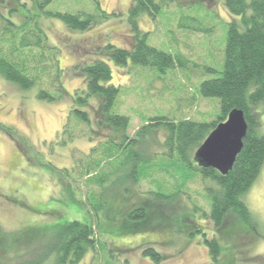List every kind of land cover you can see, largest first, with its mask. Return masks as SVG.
I'll use <instances>...</instances> for the list:
<instances>
[{
    "label": "rangeland",
    "instance_id": "374dc122",
    "mask_svg": "<svg viewBox=\"0 0 264 264\" xmlns=\"http://www.w3.org/2000/svg\"><path fill=\"white\" fill-rule=\"evenodd\" d=\"M5 1L0 0V17L8 18ZM179 1L186 5L180 8L170 4L156 20L143 16L139 26L142 33L147 34L150 46L183 55L187 60L184 69L165 77L139 68L109 64L112 84L121 89L115 112L130 118L127 134L131 137L148 119L167 117L210 122L220 112L219 99L203 98L200 86L215 77L205 72L206 67L221 71L227 25L234 18L225 8L226 0ZM20 3L32 5L31 0H20ZM99 3L102 10L112 16L87 32L71 31L56 19L42 20L48 44L55 49L63 71L62 84L67 91L64 99L39 100L38 89L22 91L0 76V241H4L0 264H54L55 257L43 260L46 252L49 254L47 248L51 240L47 243L46 239L38 237L30 239L32 233L27 234V231L32 227L54 226L57 233L59 225L72 222L99 227L96 234L100 242L79 264H211L212 257L203 238L200 235L187 238L179 232L178 221L186 217L205 227L209 239L219 242L221 264H264V167L244 199L256 223L255 230L237 222L222 232L232 234L224 238L208 218L211 208L200 177L192 168L164 157L146 167L136 191L148 197L151 203L157 199L148 195L151 193H185L177 199L165 200L168 205L164 204L163 208L168 215L164 219L155 218L150 223L128 219L126 230L133 231L136 225H141L142 229L140 233L129 232L128 235H122L123 229H116L108 220L96 219L92 204L104 195V190L95 179L113 170L110 164L115 158L93 160L96 171L85 174L91 151L108 135L101 131L100 138H90V128L76 122L69 114L72 98L76 90L85 86L78 69L85 63L105 61L101 50L108 44L126 47L132 41L128 26L131 0H99ZM66 6H73L75 13L83 11V7L93 11V0H58L50 5V10L64 12ZM184 16L199 20L198 24L186 23L189 27L205 31L213 28V33L180 29ZM2 23L0 18V32ZM262 106L258 113L264 132V104ZM97 108L98 102L94 101L89 109L92 115ZM92 126L95 128V123ZM158 138L149 151L154 155L156 151L168 152L163 145L165 135L158 134ZM111 189L112 199H108V203L120 195V191ZM176 206L188 207L189 213L176 211L173 214ZM147 245L164 257L161 262L143 255L142 250Z\"/></svg>",
    "mask_w": 264,
    "mask_h": 264
},
{
    "label": "trees",
    "instance_id": "16d2710c",
    "mask_svg": "<svg viewBox=\"0 0 264 264\" xmlns=\"http://www.w3.org/2000/svg\"><path fill=\"white\" fill-rule=\"evenodd\" d=\"M31 1V7L20 3V0L5 1L10 15L8 18L0 17L3 22L0 32V76L22 91L38 89L39 100L61 101L67 95L62 84L63 71L55 49L48 44L42 20L56 19L71 31L87 32L96 24L109 20L112 15L102 10L99 0H93V11H86L83 4V11L77 13L73 6H66L64 12L50 10V5L58 0ZM131 3L128 14L131 43L126 47L108 44L105 50H101L102 56L106 57L105 61L85 63L78 69L84 77L85 86L74 92L69 113L76 122L90 128L92 140L100 138L101 131H106L108 135L105 141L98 142L99 145L91 151L85 174L91 175L96 171L97 166L94 168L93 160L99 162L115 158L110 164L113 170L95 179L104 190V195L101 194L97 203L92 204L96 219L102 217L109 224H115L116 229H123L122 235H128L129 232L140 233L142 230L141 225L133 227V231L126 230L128 219L146 223L155 218L164 219L168 215L163 208L164 204L168 205L165 200L177 199L185 193L148 194L157 198L154 204L148 197L136 192L140 188L139 180L146 167L156 164L159 157H164L192 168L200 177L211 208L208 218L218 233L223 234L237 222L255 230L256 223L244 199L264 167V132L258 113L259 107L264 104V0L225 2V8L234 19L227 25L222 69L217 71L206 67L205 72L215 77L205 80L200 86L203 98L220 101V112L214 120L178 121L167 117L148 119L134 137L127 134L130 118L115 112L121 89L112 84L113 73L109 64L119 68H139L165 77L184 69L187 60L183 55L166 53L148 44L147 34L142 33L139 21L143 16L156 20L170 4H177L180 8L186 4L179 0H131ZM192 22L198 24L199 20L184 16L179 28L196 33L214 31L213 28L212 31H205L186 24ZM94 101L98 102V108L92 115L89 109ZM234 110L244 112L248 132L232 171L227 176H222L216 170L195 166L193 157L196 151L217 126L226 122L228 115ZM92 123H95V128ZM161 133L165 135L163 145L168 152L156 151L154 155L149 151L154 147L153 142H158V134ZM111 186H114L112 189L117 193L120 191V195L119 198L116 195L115 200L108 203V199H112L109 194ZM132 192L135 193L134 197ZM136 198L140 200L135 201ZM187 208L176 206L172 213L178 211L184 214ZM105 209H108L107 212ZM178 224L179 232L187 238L200 235L209 248L211 264H221L222 248L216 239L208 238L205 227L189 220V217L178 221ZM59 227L57 233L54 226L32 227L27 231V234L32 233L30 239L38 237L46 239L47 243L51 240L47 248L49 254L46 252L43 260L55 257L54 264H79L100 242V236L96 234V230L99 231L98 225L93 228L92 224L72 222ZM230 236L232 234H223L224 238ZM3 244L4 241H0V248ZM8 249L12 250L13 247ZM142 253L156 263L164 258L148 245L143 248Z\"/></svg>",
    "mask_w": 264,
    "mask_h": 264
},
{
    "label": "water",
    "instance_id": "95a60500",
    "mask_svg": "<svg viewBox=\"0 0 264 264\" xmlns=\"http://www.w3.org/2000/svg\"><path fill=\"white\" fill-rule=\"evenodd\" d=\"M247 132L248 125L244 112L232 111L226 122L217 126L196 151L195 163L200 168L213 169L222 176H227L243 149Z\"/></svg>",
    "mask_w": 264,
    "mask_h": 264
},
{
    "label": "flooded vegetation",
    "instance_id": "af4514ba",
    "mask_svg": "<svg viewBox=\"0 0 264 264\" xmlns=\"http://www.w3.org/2000/svg\"><path fill=\"white\" fill-rule=\"evenodd\" d=\"M194 157H195V154H194ZM194 157H193V160H194ZM194 163H195V161H194ZM195 166L199 167L196 163H195Z\"/></svg>",
    "mask_w": 264,
    "mask_h": 264
}]
</instances>
